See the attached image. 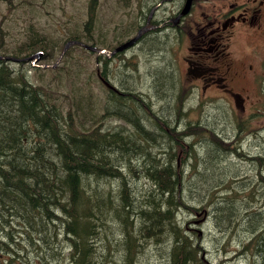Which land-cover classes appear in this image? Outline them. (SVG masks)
I'll list each match as a JSON object with an SVG mask.
<instances>
[{
    "label": "trees",
    "instance_id": "1",
    "mask_svg": "<svg viewBox=\"0 0 264 264\" xmlns=\"http://www.w3.org/2000/svg\"><path fill=\"white\" fill-rule=\"evenodd\" d=\"M7 1L9 6L24 8L23 3H27L31 7L20 10L27 12L28 22L17 44L19 51L0 53V264H138L144 260L206 264V250L193 220L202 210H207L211 222L223 227L217 240L231 219L236 225L229 238L247 225L248 242L234 258L264 264V218L253 220V203L248 201L259 200L262 191L258 193L257 186L264 187V176L259 174L257 186L244 188V197L230 184L219 187L229 189L224 203H242L250 210L244 216L239 217L236 205H228L227 210L220 207L222 203L213 204L220 191L210 181L227 176L219 168L228 161V156H223L227 150L247 159L243 142L241 147L239 143L234 147L224 144L228 142L206 129L213 136L206 140L215 150H208V159L194 155L191 142L173 141L168 151L157 153L156 138L172 142L169 134L175 131L170 126L172 115H158L146 98L151 94L159 98L161 93L142 85V91L129 88L126 95V51L111 57L97 54L95 67L90 69L88 58L94 52L83 45L114 51L126 43L130 29L134 33L136 22L126 28V21H116L111 39L110 27L105 30L99 23L101 5L96 0H85L82 5L77 0H58L54 5L50 0ZM124 2L115 9L117 13ZM57 9L67 20L50 22L38 17L39 10L51 16ZM70 42L77 43L55 67H25L35 55L55 64ZM16 63L25 66L17 68ZM42 74L58 78L42 79ZM172 92L175 88L166 95L171 97ZM126 107H131L129 113L139 109L144 116L153 117L154 130L144 129L142 121L150 124V118L136 119ZM110 111L132 128L104 129L102 121ZM236 122L232 121L241 132L251 128L250 122ZM200 130L210 137L203 127ZM252 159L260 160V155ZM197 162L203 166L202 176L192 183L193 169L199 174L194 165ZM259 162L264 167V160ZM105 189L115 192L107 196Z\"/></svg>",
    "mask_w": 264,
    "mask_h": 264
},
{
    "label": "rangeland",
    "instance_id": "2",
    "mask_svg": "<svg viewBox=\"0 0 264 264\" xmlns=\"http://www.w3.org/2000/svg\"><path fill=\"white\" fill-rule=\"evenodd\" d=\"M24 2L28 0H23ZM58 0H50V3L54 5ZM124 2V0H96L97 5H101L99 7V23L102 27H105V30L110 27L111 32L109 34V37L113 39L114 35V29L117 27L115 26V22L119 20L126 21V28L127 23L129 20V12H132L133 9H137L135 6V3H138L140 1L139 7L141 8L143 5V0H126L124 2V7L127 8L126 14L123 11V8L120 9V12H116L115 9L117 6ZM36 2V1H35ZM85 0H77L78 5H82ZM135 2V3H134ZM17 2L15 1V4ZM25 4L24 8H22L20 5H8L7 0H0V27L4 28L3 31H0V53L1 54H7L12 55L14 49H17L19 51V47L17 48V44H20L19 42L24 37L25 32V26L28 22L27 20V12H20L24 11L25 9H30L31 6H28L27 3ZM142 4V5H141ZM19 10H18V9ZM39 18L43 21L49 20L50 22H58L60 18L62 20H67L66 17H62V13L59 9L55 10L51 16L45 15L44 11L39 10ZM126 16V17H125ZM125 17V18H124ZM35 20V19H34ZM43 30L45 32H48L49 28L44 26ZM104 35V34H103ZM106 35V34H105ZM155 37V35L153 36ZM99 39H103V37H100ZM152 39V38H150ZM166 37L162 38V42L157 41V43H151L149 46H145L139 50H136L135 52H132L129 54V58L126 59V77H124V80H126V95L127 92L131 91L129 88H136V90L139 91L142 90L141 86H138L142 84L143 88L145 86L146 90L148 88L156 90V92H160L162 97H156L155 94H151L152 97L145 96L147 100L150 99L152 102L153 108L159 112L158 115L166 116L168 113L172 115L170 126L171 128H175V131L170 132V136H172V142L165 139V142L161 140V137H157L154 135L158 143L154 144L155 151L158 153L161 150H164L162 152L168 151L171 144H174V142H184V143H192L193 153L200 154L201 157H204L208 159V150L213 149L211 147L212 143L208 140L212 138L213 136H210V133L207 132L206 129L214 130L212 133L216 135H222L219 132H223L225 135V132L228 135H233L232 139L228 140V143L224 144H232L234 147V144H240L237 145L241 147L242 140L245 142L242 145V150L245 153L247 159L243 158L242 156L237 155L235 152L227 150L223 156H228V161H223L219 168L222 169V171L227 175L222 177L215 178V180L210 183L213 185V187H216L217 190L220 192L217 194L216 200L213 204L217 205V203L220 204L223 209L229 210L228 205H236L235 210L238 209L239 211V217H241V214L244 216L247 214L250 210L253 211L252 217H254L253 220L264 218V187L257 186L256 182L258 181V176L261 173L264 176V167H261V164L259 161L264 160V118L258 117V112L264 111V90H262L261 95L259 98H262V101L259 102V105L256 109H254L252 112L248 113L249 116L254 119V124L251 125V129L248 127L243 130V133L240 135V139L236 141L237 134L239 136V133H236V130H238V127H236L232 121H235L239 119V115L235 114L231 110L232 103L227 102V100L222 96H215L214 98L210 95L211 90L204 91L203 84L199 82L192 83L189 81L188 77L183 73L181 70L183 68L181 67V62L178 60L177 54H170L169 51H171L170 47L167 48V42ZM113 41V40H112ZM115 44V42H112ZM250 39H242V42H240L239 47L236 46V53L238 56L241 55L243 57L244 53H246L250 48ZM180 56L182 57V51H179ZM22 54H25L23 52ZM107 55L108 57H111L112 55L109 54L107 51L103 53ZM42 55H35L37 57L36 60L34 58H30L27 60L26 63H29L28 66H25V64H15L14 66L17 68L26 67L28 69L38 68L46 65V63L51 64L52 62H43ZM34 60L35 65L31 64L30 62ZM97 60L96 53L92 54L91 57L88 58L89 63L91 64L90 69H93L95 67V61ZM129 60V61H128ZM249 62L252 59H247ZM257 62L260 61V57L255 59ZM55 63V62H54ZM130 63V64H129ZM37 64V65H36ZM177 66V73L176 75H171V70L169 69L168 65H174ZM139 67V70L135 72L133 69ZM87 69H89V66H87ZM138 69V68H137ZM138 73V74H137ZM259 74V70H258ZM42 79H53L56 80L58 78L57 75H41ZM121 78V75H119ZM260 83L264 84V75L259 74ZM174 83L179 84V88L183 89L179 96L175 92L171 93V97L169 95H166V93L171 89H173ZM131 84V85H130ZM134 85V87H131ZM196 85V87H195ZM191 88H196L194 93L191 92ZM166 92H165V91ZM176 91V90H175ZM137 91H134L136 93ZM217 95V94H216ZM129 98L128 96H126ZM137 98H142L141 96H138ZM59 102L63 101V98H56ZM161 99V100H160ZM135 100V98H133ZM145 101V109H147V100L143 99ZM99 106V103L97 105ZM258 108L259 111L257 110ZM67 110V105H65V111ZM125 110V109H124ZM131 111V107H126V112L128 114H132L133 117L142 116L144 120H148L150 124H147L146 122L142 121L144 129L147 131H153V123L154 119L153 117H147L141 113L139 109L133 110L132 113H129ZM140 114V115H139ZM150 115V114H149ZM144 116V117H143ZM248 115H240L241 118H247ZM234 119V120H233ZM263 119V123L260 122V120ZM251 119H248L250 121ZM100 122V120L98 121ZM105 123L103 126L104 129H117L119 126H123L126 128V126L130 129L132 126L126 125L118 119L113 114V111H110L109 117L106 118L104 121ZM229 127V125L233 126L231 128L225 127V125ZM201 127L204 128V131L206 133L205 136L201 134ZM217 127L219 130H216ZM228 129L226 131V129ZM223 131H222V130ZM105 130V131H108ZM126 131H128L126 129ZM132 131V130H131ZM130 131V132H131ZM234 131V132H232ZM239 131V130H238ZM254 133H253V132ZM169 132V131H168ZM211 133V134H212ZM195 134V135H194ZM198 136H197V135ZM249 134L250 139L246 136ZM196 137V138H194ZM160 138V139H159ZM208 139V140H206ZM174 141V142H173ZM236 142V143H235ZM151 145V143H150ZM153 146V144L151 145ZM232 146H229L231 148ZM187 147V146H186ZM215 147V145H214ZM176 148V145H175ZM219 149V148H218ZM222 149H225L222 147ZM207 150V151H206ZM214 150V149H213ZM215 151V150H214ZM229 151V153H228ZM161 152V153H162ZM248 152H253L254 154H248ZM234 153V154H233ZM235 155V156H234ZM243 155V154H241ZM260 160L252 159L253 157L259 156ZM250 157V158H249ZM191 157H188L186 159H190ZM204 158V159H205ZM249 159V160H248ZM162 160H160L161 163ZM200 161V160H199ZM198 161V162H199ZM195 163V168L197 169L199 174H195L196 171L193 169L194 172V180L192 183L196 181V179H200L202 176L201 166L202 164ZM193 161L190 160L189 164L193 165ZM124 165V163L122 164ZM200 165V167H198ZM133 167V164L131 165ZM203 167V166H202ZM207 166H205L206 168ZM127 168V164H126ZM199 169V170H198ZM201 175V176H200ZM200 177V178H199ZM92 177H87V181L91 182ZM95 179V177L93 178ZM97 179V178H96ZM198 181V180H197ZM223 183L230 184L234 189L241 192V196L244 197L247 194L244 191L247 188L252 187L253 185H256L258 187L257 192L259 193L262 191V195L259 197L258 201L252 202V200H248L250 203H253V206L250 207V210L244 209L241 205L236 203L226 204L223 201L227 197L229 199V189H223L220 190L219 187L223 186ZM222 184V185H221ZM98 185V184H97ZM97 187L94 186V189ZM245 188V189H244ZM107 190V189H105ZM107 196H110V193H114L113 191L110 192L107 190ZM256 197V196H254ZM213 202V201H212ZM213 209H209V211H212ZM209 214L207 213V210H202L200 212H197L196 219H193L194 222V229L199 232V235L201 237V244L203 245V248L206 250V253L204 254L205 263L206 264H250V262L246 258H234V256L239 252V250L242 249V246L248 242L249 233L247 231L246 226H242L243 230H240L237 234L233 237H230V231L234 229L236 223L233 219L229 221L227 225L224 226V235L222 236L221 240H217L218 233L220 231V228L215 225L213 222H211L209 219ZM250 217V218H252ZM246 218L248 216L246 215ZM110 221V220H109ZM106 224L109 225V222L106 221ZM218 227V228H217ZM250 227V226H249ZM15 235V233H14ZM228 239V240H227ZM226 262V263H225ZM155 264L151 263L149 260L140 261L138 264Z\"/></svg>",
    "mask_w": 264,
    "mask_h": 264
},
{
    "label": "flooded vegetation",
    "instance_id": "3",
    "mask_svg": "<svg viewBox=\"0 0 264 264\" xmlns=\"http://www.w3.org/2000/svg\"><path fill=\"white\" fill-rule=\"evenodd\" d=\"M186 4L187 0H143L141 8L135 4L137 9L132 11L137 16L136 32L130 29L129 39L140 35L126 51V58L147 42H162L166 37L170 54H177L181 71L189 81L202 83L213 98L222 96L232 103L231 110L249 116L262 101L259 96L264 90L259 77L264 75V0H192L183 15ZM244 38L251 43L241 57L236 46ZM259 57L257 65L255 59ZM168 67L171 75H176V64ZM137 68L133 70L137 72ZM174 86L176 94L183 90L178 83ZM196 90L191 88L192 93ZM232 136L222 134L218 138L227 142Z\"/></svg>",
    "mask_w": 264,
    "mask_h": 264
},
{
    "label": "water",
    "instance_id": "4",
    "mask_svg": "<svg viewBox=\"0 0 264 264\" xmlns=\"http://www.w3.org/2000/svg\"><path fill=\"white\" fill-rule=\"evenodd\" d=\"M191 3H192V0H188L187 5H186V7H185V11L183 12V15L186 14V13L188 12V10H189V8H190V6H191ZM135 40H136V39H135ZM135 40H133V41H135ZM75 43H77V42H72V43L67 44L66 47H65L64 52H66V50L69 48L70 45L75 44ZM131 44H132V43H128V44H124V45H122V46L119 47L114 53L122 52V51L126 50V48H127L128 46H130ZM85 48H87V49H89V50H91V51H95V48H93V47L85 46ZM114 53H113V54H114Z\"/></svg>",
    "mask_w": 264,
    "mask_h": 264
}]
</instances>
